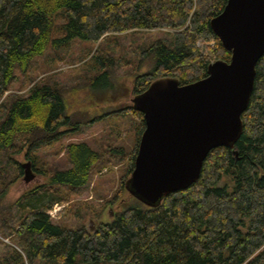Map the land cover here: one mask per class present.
<instances>
[{
	"label": "trees",
	"instance_id": "obj_1",
	"mask_svg": "<svg viewBox=\"0 0 264 264\" xmlns=\"http://www.w3.org/2000/svg\"><path fill=\"white\" fill-rule=\"evenodd\" d=\"M227 1L0 0V162H11L22 176L23 164L13 157L25 153L47 178L0 215V221L5 219L0 222V264H264V56L242 116L237 155L226 147L212 150L193 186L169 195L157 208L133 198L94 232L79 210L72 225L56 222L50 211L70 203L93 172L108 164L124 165L119 186L125 194L146 127L143 114L129 104L92 115L79 102L72 105L69 89L79 85L68 89L51 77L26 94L10 91L18 74L27 75L49 47L66 52L75 40L102 43L110 34L145 30L167 32L135 51L141 56L139 68L147 60L150 69L135 75L134 96L163 76L182 85L201 80L210 63L231 58L210 26ZM112 42L119 43L108 41L115 54ZM123 58L98 51L91 58L95 75L84 83L88 91L107 95L114 90V68L131 64ZM112 121L129 124L131 146L112 130ZM96 128L115 143L101 140L102 149L86 141L70 143L67 168L49 172L41 167L40 149ZM11 182L0 167V207Z\"/></svg>",
	"mask_w": 264,
	"mask_h": 264
},
{
	"label": "water",
	"instance_id": "obj_2",
	"mask_svg": "<svg viewBox=\"0 0 264 264\" xmlns=\"http://www.w3.org/2000/svg\"><path fill=\"white\" fill-rule=\"evenodd\" d=\"M210 26L231 53L229 61L210 63L207 76L190 84L159 77L132 100L146 127L125 189L147 207L193 186L212 150L226 147L237 155L242 116L264 56V0H228ZM22 167L29 184L35 179L32 165Z\"/></svg>",
	"mask_w": 264,
	"mask_h": 264
},
{
	"label": "rangeland",
	"instance_id": "obj_3",
	"mask_svg": "<svg viewBox=\"0 0 264 264\" xmlns=\"http://www.w3.org/2000/svg\"><path fill=\"white\" fill-rule=\"evenodd\" d=\"M59 26L60 20L57 19L56 36L59 33L61 34ZM166 32L167 30H145L115 35L110 34L107 35L108 40L106 38L102 43L101 40L99 42L75 40L71 48L66 52H57L49 47L45 56L38 58L34 62L32 70L27 75L18 74L17 81L10 91L20 95L26 94L35 83L47 81L51 77L67 88L79 85L80 88L78 89L70 90L68 88L69 98L72 96V105H74V102H79L80 107L89 111L92 115L100 114L109 108L132 105V100L135 97L132 93L135 75L145 73L150 69L147 65V60L145 61L146 65H143L141 69L139 68L141 56L140 53H135V51H139L140 47H143L151 40L161 37ZM108 41L119 43L118 46L112 42V45L116 47L114 48L115 54L112 53L113 48L108 45ZM98 51L100 54H110L116 58L122 56L125 61L127 59L131 61L129 65L114 68L115 88L109 91L107 95L90 93L84 84L95 75L91 58L98 54ZM57 57H62V60L54 62L53 59ZM128 126L129 124L120 125L118 121L110 123V127L114 128L112 130L116 133L121 132L125 142L131 146L133 135L127 134ZM102 130L103 128H96L90 132L88 130L85 134L69 136L52 146L40 149L38 155L41 167L43 168L44 166L43 169L49 172L55 168H67L69 161L66 156V147L70 143L86 141L93 147L102 149L109 139L108 132L107 134L105 132L106 135L103 138ZM101 140L104 145H99ZM109 141L115 143L112 139H109ZM13 158L21 164L31 163L32 165V162L25 158V153L15 154ZM3 163L2 161L0 162V167L12 182L6 199L0 207V215L4 214L7 211V207L13 204L26 191L47 182V178L42 176L43 174L36 172L32 167L35 179L27 184L24 181V174L18 176L15 165H12L11 162ZM123 167V164H108L100 172L94 171L90 183L78 195H73L70 203L65 205L56 204L54 206L50 211L52 218L56 222H63L67 225H72L74 221L77 224L76 219L78 220L79 218L77 211L79 210L80 219L86 224L88 230L92 232L102 222H108L113 219L116 213L133 203V197L127 190L124 194L119 186L120 171ZM113 201L116 203L115 205L112 204ZM2 221H5V219Z\"/></svg>",
	"mask_w": 264,
	"mask_h": 264
},
{
	"label": "built area",
	"instance_id": "obj_4",
	"mask_svg": "<svg viewBox=\"0 0 264 264\" xmlns=\"http://www.w3.org/2000/svg\"><path fill=\"white\" fill-rule=\"evenodd\" d=\"M51 216H52V213H51Z\"/></svg>",
	"mask_w": 264,
	"mask_h": 264
}]
</instances>
